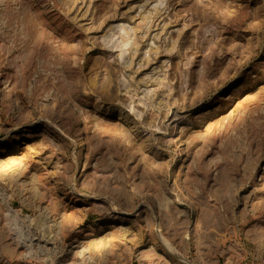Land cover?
I'll list each match as a JSON object with an SVG mask.
<instances>
[{"label": "rangeland", "instance_id": "374dc122", "mask_svg": "<svg viewBox=\"0 0 264 264\" xmlns=\"http://www.w3.org/2000/svg\"><path fill=\"white\" fill-rule=\"evenodd\" d=\"M0 264H264V0H0Z\"/></svg>", "mask_w": 264, "mask_h": 264}]
</instances>
